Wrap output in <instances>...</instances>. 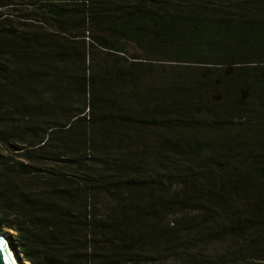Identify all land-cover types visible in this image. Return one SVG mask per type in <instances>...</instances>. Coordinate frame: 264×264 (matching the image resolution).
Returning a JSON list of instances; mask_svg holds the SVG:
<instances>
[{
  "label": "trees",
  "instance_id": "obj_1",
  "mask_svg": "<svg viewBox=\"0 0 264 264\" xmlns=\"http://www.w3.org/2000/svg\"><path fill=\"white\" fill-rule=\"evenodd\" d=\"M0 228L29 264L264 263V0H0Z\"/></svg>",
  "mask_w": 264,
  "mask_h": 264
},
{
  "label": "rangeland",
  "instance_id": "obj_2",
  "mask_svg": "<svg viewBox=\"0 0 264 264\" xmlns=\"http://www.w3.org/2000/svg\"><path fill=\"white\" fill-rule=\"evenodd\" d=\"M99 53V54H98ZM106 58V55L104 54V52H95L94 55L93 53L90 54L89 56V63L92 65L93 62H103V60ZM151 76H154L155 75V72H151L150 73ZM180 187V184H177L175 189H178ZM184 213H188L189 215H194L196 214V211H193V209L191 210H187L185 211ZM183 212H180V210L176 209L175 211L171 212L169 214V216L167 217V221H170V222H174L176 218L178 217H181L183 214ZM0 232L5 235L8 240L10 241L11 243V246L13 247V243H14V240H13V237H14V231L13 230H10V229H7V228H0ZM229 248V242H213V243H210L209 245L206 246V249L209 251V252H212V253H220V252H224L226 251L227 249ZM14 249V247H13ZM15 251V249H14ZM17 254V253H16ZM18 258H19V261H20V264H29L28 262H26L24 259H22V256L19 254H17ZM156 264H176V260L174 259H171L167 262H159V263H156ZM257 264H264V263H257Z\"/></svg>",
  "mask_w": 264,
  "mask_h": 264
},
{
  "label": "water",
  "instance_id": "obj_3",
  "mask_svg": "<svg viewBox=\"0 0 264 264\" xmlns=\"http://www.w3.org/2000/svg\"><path fill=\"white\" fill-rule=\"evenodd\" d=\"M1 234L2 233L0 232V264H15L8 252Z\"/></svg>",
  "mask_w": 264,
  "mask_h": 264
},
{
  "label": "bare ground",
  "instance_id": "obj_4",
  "mask_svg": "<svg viewBox=\"0 0 264 264\" xmlns=\"http://www.w3.org/2000/svg\"><path fill=\"white\" fill-rule=\"evenodd\" d=\"M1 235L3 237V241H4V243L8 249V252H9L12 260L14 261L15 264H20L19 258L17 256L16 252L14 251L13 247L11 246L10 241L8 240V238L5 235H3V234H1Z\"/></svg>",
  "mask_w": 264,
  "mask_h": 264
}]
</instances>
